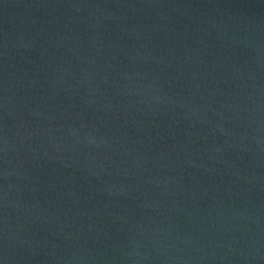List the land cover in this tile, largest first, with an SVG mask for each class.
Listing matches in <instances>:
<instances>
[{"label":"water","instance_id":"95a60500","mask_svg":"<svg viewBox=\"0 0 264 264\" xmlns=\"http://www.w3.org/2000/svg\"><path fill=\"white\" fill-rule=\"evenodd\" d=\"M0 264H264V0H0Z\"/></svg>","mask_w":264,"mask_h":264}]
</instances>
